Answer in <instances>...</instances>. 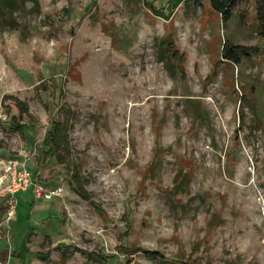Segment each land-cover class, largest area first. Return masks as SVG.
Returning a JSON list of instances; mask_svg holds the SVG:
<instances>
[{"label": "rangeland", "instance_id": "obj_1", "mask_svg": "<svg viewBox=\"0 0 264 264\" xmlns=\"http://www.w3.org/2000/svg\"><path fill=\"white\" fill-rule=\"evenodd\" d=\"M2 15L0 157L28 152L36 180L61 191L10 220L0 198V264H264L254 0L226 18L209 0H27ZM224 42L246 51L225 59ZM56 118L64 162L45 143Z\"/></svg>", "mask_w": 264, "mask_h": 264}, {"label": "trees", "instance_id": "obj_2", "mask_svg": "<svg viewBox=\"0 0 264 264\" xmlns=\"http://www.w3.org/2000/svg\"><path fill=\"white\" fill-rule=\"evenodd\" d=\"M26 1L27 0H0V15L3 16L2 14H6L5 19L10 20L11 18H8L7 16H13L15 10H21L24 7ZM30 1H36V0H30ZM236 1L239 0H209L210 7L212 8V10L219 13L220 15H223L224 18L228 17L230 8ZM254 3H255L256 19H257L256 26L259 34L264 35V0H254ZM171 44L172 43L169 42V48L167 47L166 54H168V56L166 60L170 63V65L173 66L174 64L172 63H175L173 60L180 61L181 55L177 52L175 48H172ZM245 49L246 48H243L238 45L236 46L229 45L228 47L224 42L222 46V50H223L222 54L225 59L234 60L236 59L239 50L246 51ZM191 99L193 98H187L186 101L190 105H193L195 102L194 100ZM6 100L14 101V104L16 105L19 111V114L27 112L26 105L22 100L14 97L11 94H4L2 96V103L4 104ZM45 135H46L45 143L49 146L51 150H53L57 161L59 162L66 161L65 155L69 153V149H70L68 135H67V120L63 118L53 119ZM29 169L31 170L33 178L36 179V176L34 174L35 170H33L31 166L29 167ZM72 179L75 181L74 182L75 191L80 196L84 197L85 190L82 188V183L80 182L78 174L76 173L73 174ZM170 191L181 194L183 191L182 182H180V180L174 181ZM147 253L150 254L152 252H147Z\"/></svg>", "mask_w": 264, "mask_h": 264}, {"label": "built area", "instance_id": "obj_3", "mask_svg": "<svg viewBox=\"0 0 264 264\" xmlns=\"http://www.w3.org/2000/svg\"><path fill=\"white\" fill-rule=\"evenodd\" d=\"M28 152L22 151L15 155L0 157V198L6 205L4 220H10L16 213L19 190H31L38 199L48 200L58 194L61 188L49 189L33 178L28 167Z\"/></svg>", "mask_w": 264, "mask_h": 264}, {"label": "crops", "instance_id": "obj_4", "mask_svg": "<svg viewBox=\"0 0 264 264\" xmlns=\"http://www.w3.org/2000/svg\"><path fill=\"white\" fill-rule=\"evenodd\" d=\"M12 155H14V154H12ZM31 196H33L31 190H25V191L19 190V191L16 192L17 203L19 204V206H20L21 203L22 204L23 203L26 204L28 202V200L31 201ZM17 208H18V206H17Z\"/></svg>", "mask_w": 264, "mask_h": 264}]
</instances>
